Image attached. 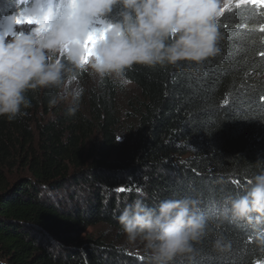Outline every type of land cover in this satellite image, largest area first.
Returning <instances> with one entry per match:
<instances>
[{
    "label": "trees",
    "instance_id": "1",
    "mask_svg": "<svg viewBox=\"0 0 264 264\" xmlns=\"http://www.w3.org/2000/svg\"><path fill=\"white\" fill-rule=\"evenodd\" d=\"M31 2L0 0V22ZM216 24L220 51L202 64L128 71L139 97L122 114L121 86L89 88L81 72L74 113L50 103L58 90L48 88L26 93V115L0 117V264H148L85 233L102 224L125 235L118 216L128 203L183 197L201 199L208 233L173 264H264V226L219 216L264 169V4H234Z\"/></svg>",
    "mask_w": 264,
    "mask_h": 264
},
{
    "label": "clouds",
    "instance_id": "2",
    "mask_svg": "<svg viewBox=\"0 0 264 264\" xmlns=\"http://www.w3.org/2000/svg\"><path fill=\"white\" fill-rule=\"evenodd\" d=\"M118 5L120 18L113 21ZM22 12L39 22L16 31L14 16L0 30V117L9 120L26 115V93L37 89H57L50 103L67 102L74 113L84 94L81 72L127 86L135 65H199L220 51L217 0H34ZM201 203L198 197L167 198L149 207L137 198L118 223L130 243L143 245L148 264H173L191 256L208 233ZM219 216L264 226V169L248 179L242 194L225 198ZM258 243L264 245V236ZM214 247L223 252L230 244L221 237Z\"/></svg>",
    "mask_w": 264,
    "mask_h": 264
},
{
    "label": "rangeland",
    "instance_id": "3",
    "mask_svg": "<svg viewBox=\"0 0 264 264\" xmlns=\"http://www.w3.org/2000/svg\"><path fill=\"white\" fill-rule=\"evenodd\" d=\"M46 2L54 5L57 2V0H46ZM32 3H30L28 7H30ZM234 4H239L238 0H221L219 7H218L219 15L225 12L226 10H228ZM14 16L18 17L19 14L9 15L5 19H3L0 22V30L6 28L7 21ZM31 27H34V26H29L26 24L15 25L14 30L16 31L28 30ZM97 81L98 79L95 76L90 75V80L86 83V86L87 87L89 86L90 88L93 85H95ZM137 97H139V92L132 85L129 84L127 86H121V93L118 97V105H119L121 114L124 113V111L126 110L129 99H134ZM58 101L60 104H63L65 106L69 105V103L67 102H64L61 100H58ZM85 235L89 237H93L95 239L100 238V239H103L105 242L113 243L115 246L125 249L126 252L130 254L132 253L136 255H146L143 245L141 243L139 242L130 243L126 235H120L115 230L109 228L108 226L102 225V224H99L94 227H90L85 233Z\"/></svg>",
    "mask_w": 264,
    "mask_h": 264
},
{
    "label": "snow or ice",
    "instance_id": "4",
    "mask_svg": "<svg viewBox=\"0 0 264 264\" xmlns=\"http://www.w3.org/2000/svg\"><path fill=\"white\" fill-rule=\"evenodd\" d=\"M238 3L264 4V0H238ZM13 22L16 25H21V24L38 23L39 20L34 16L28 15L25 12H21L18 17L13 18ZM94 36L95 34L93 33L90 35L89 38L92 39ZM262 55H264V53H262ZM121 191H123V189Z\"/></svg>",
    "mask_w": 264,
    "mask_h": 264
}]
</instances>
